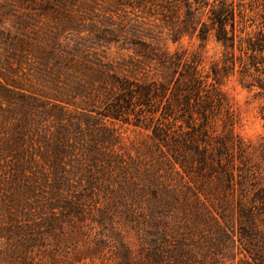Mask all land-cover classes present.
I'll return each mask as SVG.
<instances>
[{
  "label": "trees",
  "instance_id": "1",
  "mask_svg": "<svg viewBox=\"0 0 264 264\" xmlns=\"http://www.w3.org/2000/svg\"><path fill=\"white\" fill-rule=\"evenodd\" d=\"M184 2L192 31L203 40L214 33L224 49L205 74L196 54L184 62L177 53L184 68L174 82L114 79L119 91L98 112L0 80V264H216L170 208L200 201L204 181L247 179L246 143L215 126L237 117L220 87L234 73L262 100L264 118V0ZM110 118L149 131L151 149L132 154ZM250 235L264 264V236Z\"/></svg>",
  "mask_w": 264,
  "mask_h": 264
},
{
  "label": "rangeland",
  "instance_id": "2",
  "mask_svg": "<svg viewBox=\"0 0 264 264\" xmlns=\"http://www.w3.org/2000/svg\"><path fill=\"white\" fill-rule=\"evenodd\" d=\"M189 12L184 0H0V80L13 92L98 112L112 88L119 91L114 79L174 82L184 68L177 53L184 62L196 54L205 74L224 49L214 33L203 40L192 31ZM200 14L196 19L209 22ZM220 87L237 117L230 124L218 119L216 133L231 129L246 143L247 179L198 184L201 200L190 197L186 208H170L172 222L183 224L209 262L257 264L251 249L257 240L250 234L264 236L262 100L240 83L239 73L225 77ZM108 124L118 128L132 154L135 146L151 149L149 131L141 126L113 118ZM136 193V208L144 214L141 187Z\"/></svg>",
  "mask_w": 264,
  "mask_h": 264
}]
</instances>
